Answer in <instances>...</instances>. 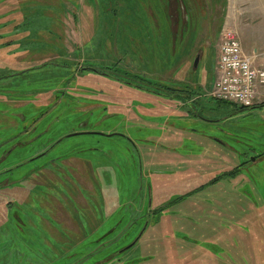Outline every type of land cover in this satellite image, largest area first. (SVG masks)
<instances>
[{"label":"rangeland","instance_id":"1","mask_svg":"<svg viewBox=\"0 0 264 264\" xmlns=\"http://www.w3.org/2000/svg\"><path fill=\"white\" fill-rule=\"evenodd\" d=\"M231 23L263 37L264 0H0V264H264V86L212 97Z\"/></svg>","mask_w":264,"mask_h":264},{"label":"built area","instance_id":"2","mask_svg":"<svg viewBox=\"0 0 264 264\" xmlns=\"http://www.w3.org/2000/svg\"><path fill=\"white\" fill-rule=\"evenodd\" d=\"M264 86V69L254 65L253 57L244 53L238 34L224 28L219 46L217 79L213 99L249 108L258 99Z\"/></svg>","mask_w":264,"mask_h":264},{"label":"crops","instance_id":"3","mask_svg":"<svg viewBox=\"0 0 264 264\" xmlns=\"http://www.w3.org/2000/svg\"><path fill=\"white\" fill-rule=\"evenodd\" d=\"M10 11H7V19H9L10 14H8ZM9 21V20H7ZM229 25V24H228ZM231 27L236 29L237 31H234L238 34L240 42L242 44L243 51L246 55L254 57V65L257 68L264 69V36L261 37L259 34H254L252 32H249L247 28H245L241 24H232ZM232 29V28H231ZM262 55L259 60L256 58V56ZM261 93L264 97V89H261ZM264 104V103H263ZM257 106H260L257 105ZM263 106V105H262ZM256 107V106H255Z\"/></svg>","mask_w":264,"mask_h":264},{"label":"flooded vegetation","instance_id":"4","mask_svg":"<svg viewBox=\"0 0 264 264\" xmlns=\"http://www.w3.org/2000/svg\"><path fill=\"white\" fill-rule=\"evenodd\" d=\"M87 70V69H86ZM101 75H104L105 77H109V78H113V76H110L108 75L107 73H102ZM128 85H131L130 83H126ZM137 87L138 89H142V90H147V91H151L152 93L158 95V96H163V97H168L169 99H178V100H183V105L186 106L187 108H189V116L191 117H196V119H201L203 117V114H201L199 111H197V105L195 106V102H191L189 101L187 95H184V94H178L177 98L172 96V95H165V94H162L160 91H154V90H150V89H146L145 87L143 86H135ZM2 94L6 97L9 95V91L6 90H3L2 91ZM173 97V98H172ZM10 102V101H9ZM15 107V106H14ZM21 107V106H20ZM21 116V115H20ZM21 120V118H20ZM21 134V132H20ZM47 154V151L45 150L44 152H42L41 154H39L40 156L41 155H45ZM38 155V156H39Z\"/></svg>","mask_w":264,"mask_h":264},{"label":"water","instance_id":"5","mask_svg":"<svg viewBox=\"0 0 264 264\" xmlns=\"http://www.w3.org/2000/svg\"><path fill=\"white\" fill-rule=\"evenodd\" d=\"M200 57H201L200 54L196 56V58H195V65H194L195 68H194V69H197V68L199 67V63H200V60H201ZM75 135H78V134H75ZM110 136H113V135H110ZM144 231H145V230H144ZM144 231L142 232V235H143ZM142 235H141V236H142ZM141 236L138 238V240H137L134 244H136V243L139 241V239L141 238ZM134 244H133V245H134Z\"/></svg>","mask_w":264,"mask_h":264},{"label":"trees","instance_id":"6","mask_svg":"<svg viewBox=\"0 0 264 264\" xmlns=\"http://www.w3.org/2000/svg\"><path fill=\"white\" fill-rule=\"evenodd\" d=\"M172 96H174V97L177 98L178 94H174V95H172ZM172 98H173V97H172ZM223 103H225V102H223ZM263 106H264V105H263ZM245 109H247V108H241V110H245ZM216 181H218V180H216Z\"/></svg>","mask_w":264,"mask_h":264}]
</instances>
